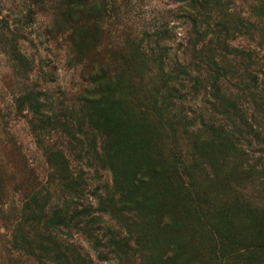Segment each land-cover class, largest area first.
<instances>
[{
	"label": "rangeland",
	"instance_id": "1",
	"mask_svg": "<svg viewBox=\"0 0 264 264\" xmlns=\"http://www.w3.org/2000/svg\"><path fill=\"white\" fill-rule=\"evenodd\" d=\"M201 1L0 0V264H264V0Z\"/></svg>",
	"mask_w": 264,
	"mask_h": 264
},
{
	"label": "trees",
	"instance_id": "2",
	"mask_svg": "<svg viewBox=\"0 0 264 264\" xmlns=\"http://www.w3.org/2000/svg\"><path fill=\"white\" fill-rule=\"evenodd\" d=\"M182 1H186V0H182ZM190 3H191V1H190ZM192 3H194L195 5H203V1H201V0H192ZM148 38H149L148 44L150 46L149 49L153 53L156 52V49H154V48L160 47L161 42L163 43V42H165L168 39V37H166V32H162L161 30H159V31L157 30L153 34H149L148 35ZM152 40H154V41L151 42ZM152 44H153V46H152ZM144 50L147 51L146 49H144ZM215 65H217V64H215ZM171 71L172 72H175L176 71L179 74V76H181V75L190 76L189 73L186 70H184L182 68L179 69V67L176 68V69L173 68ZM179 76H176L177 82H178V79L177 78H179ZM220 80L221 79H219V80L216 79L215 80V83H214L215 86H213V90H214L213 91V96L210 95L211 97H214L213 98V101H211L210 108H212V106L216 103V101L218 100V96L221 97V96H231L232 95L231 92L228 89H226L225 91L223 90L222 84H221L223 82H220ZM183 82H185V81H181L180 83L182 84ZM256 83H258V80L257 79H256ZM177 85H179V84H177ZM248 89H249V87H248ZM246 90L247 89H242V92H244ZM237 96H239V95L237 94ZM209 112H210V109H209ZM224 114H226V113H224ZM40 115L41 114L37 112V118ZM227 116H230V115L227 114ZM204 117H206V115H204ZM204 126H205V129L204 130L209 134V136H211L213 138V140L223 141L224 139H230V140L232 139V140H235L236 141L234 143L235 146H236V143L239 142V141H237L236 135L234 133H232V132L230 133L228 131V129L226 128L227 126L221 125V124H219L217 121H215L213 119L211 120V119L208 118V123L205 124ZM65 136L66 135L62 136V140H65L66 139Z\"/></svg>",
	"mask_w": 264,
	"mask_h": 264
}]
</instances>
